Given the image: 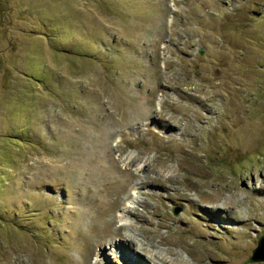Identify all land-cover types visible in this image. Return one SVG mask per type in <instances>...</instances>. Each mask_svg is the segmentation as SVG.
<instances>
[{
    "label": "rangeland",
    "instance_id": "obj_1",
    "mask_svg": "<svg viewBox=\"0 0 264 264\" xmlns=\"http://www.w3.org/2000/svg\"><path fill=\"white\" fill-rule=\"evenodd\" d=\"M262 236L264 0H0V264H264Z\"/></svg>",
    "mask_w": 264,
    "mask_h": 264
},
{
    "label": "water",
    "instance_id": "obj_2",
    "mask_svg": "<svg viewBox=\"0 0 264 264\" xmlns=\"http://www.w3.org/2000/svg\"><path fill=\"white\" fill-rule=\"evenodd\" d=\"M180 211H175L174 214L178 215ZM248 263L264 262V236L259 241L257 248L252 251V256L247 260Z\"/></svg>",
    "mask_w": 264,
    "mask_h": 264
},
{
    "label": "bare ground",
    "instance_id": "obj_3",
    "mask_svg": "<svg viewBox=\"0 0 264 264\" xmlns=\"http://www.w3.org/2000/svg\"><path fill=\"white\" fill-rule=\"evenodd\" d=\"M127 203H131V202H127ZM129 207H131L132 205L131 204H128ZM115 249L118 248V252L120 253L121 249H122V245L121 244H118V245H115L114 246Z\"/></svg>",
    "mask_w": 264,
    "mask_h": 264
}]
</instances>
